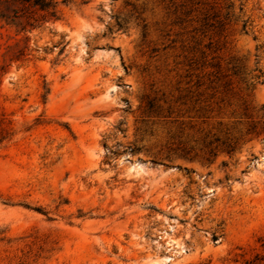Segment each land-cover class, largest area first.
<instances>
[{
    "label": "rangeland",
    "instance_id": "rangeland-1",
    "mask_svg": "<svg viewBox=\"0 0 264 264\" xmlns=\"http://www.w3.org/2000/svg\"><path fill=\"white\" fill-rule=\"evenodd\" d=\"M0 130V264L262 257L264 0L0 22Z\"/></svg>",
    "mask_w": 264,
    "mask_h": 264
},
{
    "label": "trees",
    "instance_id": "trees-1",
    "mask_svg": "<svg viewBox=\"0 0 264 264\" xmlns=\"http://www.w3.org/2000/svg\"><path fill=\"white\" fill-rule=\"evenodd\" d=\"M70 0H0V22L24 33L58 18V8ZM26 44V43H25ZM27 44L18 51L23 55ZM4 136L0 130V144ZM247 264H264V255Z\"/></svg>",
    "mask_w": 264,
    "mask_h": 264
}]
</instances>
